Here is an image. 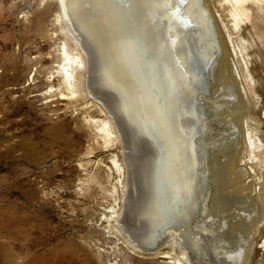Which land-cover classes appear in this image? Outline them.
I'll use <instances>...</instances> for the list:
<instances>
[{
  "label": "rangeland",
  "instance_id": "374dc122",
  "mask_svg": "<svg viewBox=\"0 0 264 264\" xmlns=\"http://www.w3.org/2000/svg\"><path fill=\"white\" fill-rule=\"evenodd\" d=\"M215 1L203 0L221 45L204 103L210 185L198 226L208 247L184 262L264 264V0H231L219 10ZM225 23L243 45L242 79L231 72ZM87 53L59 0H0V264H175L163 253L178 257L176 243L140 251L120 229L126 145L94 91ZM248 127L260 146L247 142ZM226 157L230 176L217 177Z\"/></svg>",
  "mask_w": 264,
  "mask_h": 264
},
{
  "label": "bare ground",
  "instance_id": "6f19581e",
  "mask_svg": "<svg viewBox=\"0 0 264 264\" xmlns=\"http://www.w3.org/2000/svg\"><path fill=\"white\" fill-rule=\"evenodd\" d=\"M229 1L218 0L214 4L219 10ZM59 3L70 30L91 57L92 85L110 104L123 138L125 123L129 144L135 145L137 140L146 139L152 147L149 164L143 161L146 167L143 165L141 179L137 175L139 159H132L130 168L134 170L136 189L128 192L122 217L117 219L121 220L122 225L118 224L122 233L137 250L152 248L145 252L176 243L181 255L174 258L168 252L163 253L175 264H186L185 258L190 255L203 258V247H208L207 234L198 225L202 224L208 204L210 178L205 192L199 193L200 155L195 139L202 129L204 137L207 134L208 114L204 103L208 93L202 96L207 115L204 124L195 103L197 92L203 87L202 67L217 58L215 49H218L217 44L220 45L208 8L203 0H59ZM223 25L231 49V72L242 79L245 73L238 48L243 50V45L233 40L232 30L226 23ZM68 55L71 60L84 64L85 60L80 56ZM104 125L112 137L119 138L111 123ZM247 130V142L254 148L260 146L254 130L251 127ZM203 145L208 149L204 141ZM226 159L225 163L216 164L217 177L220 174L223 177V172L230 176L228 166L233 161ZM199 204L200 213L194 217ZM129 217H134L135 223L142 221L141 236L140 227L131 229L133 224H129ZM235 225L238 226L239 221H234ZM248 228L247 238L251 236V227ZM140 237L142 244L137 241ZM130 238L137 240L134 242Z\"/></svg>",
  "mask_w": 264,
  "mask_h": 264
},
{
  "label": "water",
  "instance_id": "95a60500",
  "mask_svg": "<svg viewBox=\"0 0 264 264\" xmlns=\"http://www.w3.org/2000/svg\"><path fill=\"white\" fill-rule=\"evenodd\" d=\"M88 55V59H89V64H91V57L89 55V53H87ZM210 71H211V64L209 63L208 66L203 65L202 67V79H203V87L201 90H199V92H197L196 94V111L198 116L200 117L202 123L204 124V120L206 119V113L203 110V103H204V98L202 97L204 94L208 93L209 90V78H210ZM94 90V89H93ZM95 91V90H94ZM96 92V91H95ZM98 97L102 100V102L106 105V107H108L111 111V107L110 104L108 102H106L105 100H103V98L101 97V95L99 94ZM207 124V122H206ZM121 129V128H120ZM203 139H204V131L203 129L201 130V132L197 135L195 141H196V145H197V149L199 151V155H200V164L198 167V171L200 173V180H199V193L201 191L205 192V188L208 186V181H209V163H208V156H209V150L203 145ZM128 158V156H127ZM205 160V163H201ZM128 164V169H129V163ZM130 175V174H129ZM128 181H130V178L128 177ZM131 183V181H130ZM198 192V191H197ZM198 193V194H199ZM200 213V204H199V210L196 211V214L194 215V217L198 216V214ZM129 224H133L131 227L132 230H137L140 227V236L142 234V221L140 220V224L139 223H135L134 217H129ZM131 241L136 242L137 239H132L130 238ZM139 243L142 244V239L140 237V240H137ZM137 242V243H138ZM143 246V245H140ZM143 247H140V249ZM145 251H150L152 250L151 247H145L144 249Z\"/></svg>",
  "mask_w": 264,
  "mask_h": 264
},
{
  "label": "flooded vegetation",
  "instance_id": "af4514ba",
  "mask_svg": "<svg viewBox=\"0 0 264 264\" xmlns=\"http://www.w3.org/2000/svg\"><path fill=\"white\" fill-rule=\"evenodd\" d=\"M213 25H215L214 22H213ZM215 30H214V33L216 34L217 31L215 32ZM216 36H217V34H216ZM217 39H218V36H217ZM217 47H218V49H215V55H216V57H219V55L221 54L220 53L221 52L220 51V45L217 44ZM215 62H216V59L214 58L212 63L214 64ZM126 135H127V133H126V125L124 123V141H125V145H126L125 149H126V152H127L126 155L128 156L127 159L129 160V162L127 161L129 163L128 177L130 178V181H131V183H130V181H128L129 189L127 190V192H129L130 190H132V188L136 189V187H135L136 185H135V181H134V177L135 176H134V173H133L134 170H133V168H130L131 167V163H132V159L133 158H138L139 159V162H138V165H137L139 167V171L137 172V175H138V178L141 179V177L143 175V168H144L143 165H145V163L143 161L145 160L149 164L150 160L148 159V155H149V152L152 151V147H151V145L148 144V141L146 139H140V141L137 140V142H138L137 144L131 145L128 142V139H127L128 136L126 137ZM147 144H148V146H147ZM150 149H151V151H149ZM134 161H137V160H134ZM145 167H146V165H145ZM126 198H127V201H128V193H127V197ZM125 202H126V200H125Z\"/></svg>",
  "mask_w": 264,
  "mask_h": 264
}]
</instances>
